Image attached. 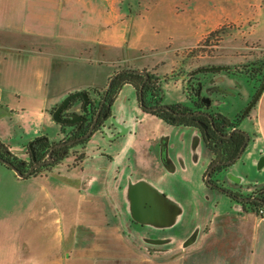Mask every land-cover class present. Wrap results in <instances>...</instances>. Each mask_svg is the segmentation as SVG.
I'll use <instances>...</instances> for the list:
<instances>
[{
    "label": "crops",
    "instance_id": "obj_1",
    "mask_svg": "<svg viewBox=\"0 0 264 264\" xmlns=\"http://www.w3.org/2000/svg\"><path fill=\"white\" fill-rule=\"evenodd\" d=\"M258 1L248 0L249 7L236 10L176 7L177 0H0V140L28 162L31 141L44 136L49 143L59 142L67 136L66 123L57 122L53 112L71 93L100 89L133 53L198 39L228 19L257 11ZM164 2L166 7H158ZM176 92L163 90V103L184 102V94ZM251 103L239 126L249 139L240 156L216 175L241 193L264 187V87ZM73 107L76 115L84 111L83 104ZM109 121L117 137L107 140L95 132L84 144L79 168L59 171L56 166L47 174L20 178L0 165V189H17L15 195L0 192V264H76L85 259L73 254L76 231L104 216L94 212L98 201L92 188L99 186L103 172L120 171L129 173L124 184L130 186L131 208L132 189L141 183L154 211L138 215L164 228L193 218L169 193L173 182L196 184L198 196L192 200L214 195L208 216L200 215L201 224L210 219L211 232L231 237L232 260L246 249L243 264H264V219L206 186L204 174L213 156L197 128L172 126L144 112L129 83L116 95ZM114 181L121 188L122 182ZM224 217L226 227L218 222Z\"/></svg>",
    "mask_w": 264,
    "mask_h": 264
},
{
    "label": "rangeland",
    "instance_id": "obj_2",
    "mask_svg": "<svg viewBox=\"0 0 264 264\" xmlns=\"http://www.w3.org/2000/svg\"><path fill=\"white\" fill-rule=\"evenodd\" d=\"M247 2L248 0H177L176 7H235L238 10L236 7H249ZM256 2L255 7L261 8L251 11L246 17L220 23L210 31H216L213 35L207 32L195 40L170 43L152 51L135 52L131 59L121 62L116 71L138 69L153 73L158 77L161 98L162 91L166 93L169 87L176 93L184 94L185 100L182 103L189 108H194L198 97H203V101L208 98L209 102L204 101L207 104L205 109L228 124L251 108L250 104L257 92L264 87V0ZM158 5L166 7L167 4L164 2ZM154 69L159 70L153 72ZM77 109L80 110L79 107ZM69 110L75 111V108L72 106ZM109 120L103 124L108 137L114 131ZM73 129L67 127V136L71 135ZM108 137L104 138L112 140ZM83 147H71L60 165L40 169L34 176L47 174L56 166L59 171L79 168L84 158ZM125 173L103 172L102 177L99 176V186L92 188L98 201L94 212L105 218L101 216V219L92 220L90 226L82 225L77 229L73 254L86 258H81L76 264H147V261L155 264L234 263V259L228 255L231 237L220 235L219 231L211 232L215 228L210 219L201 224L200 215L208 216L214 195L199 194V197L195 196L196 200H192L190 197L195 193L198 196L196 184L183 187L178 181L173 182L169 193L180 207L186 208V216L193 214V218L182 219L174 227L164 228L135 216L131 208L129 183L124 184L129 173ZM140 173L145 174L142 171ZM216 175L213 180L220 182ZM114 178L119 179V186L122 182L121 188L114 184ZM3 190L6 195L17 193L14 185L4 186L0 189L1 194ZM256 190L257 188L249 193ZM184 193H188L189 197H184ZM62 197L64 195H60L61 199ZM76 202L75 199V206ZM225 219L218 220L223 227H226ZM200 225L203 229H200ZM198 230L199 233L202 230V235L197 236ZM45 238L41 237V241ZM219 240H222L219 244L212 245ZM246 251L241 250V258L234 260L237 261L236 264H243L242 256L246 260Z\"/></svg>",
    "mask_w": 264,
    "mask_h": 264
},
{
    "label": "trees",
    "instance_id": "obj_3",
    "mask_svg": "<svg viewBox=\"0 0 264 264\" xmlns=\"http://www.w3.org/2000/svg\"><path fill=\"white\" fill-rule=\"evenodd\" d=\"M216 31L210 32V35H213ZM148 77L145 79V76L142 74L134 73V72H122L112 81L111 87L107 92L105 97V101L100 111V116L95 124V128L93 133L84 139H80L75 141L70 145H62L56 147L52 150L51 153V162L40 167L35 168L30 176H34L40 169L50 168L57 164H59L64 158L68 156L69 149L76 145L86 144L92 135L99 131L102 125L111 118L112 116V107L121 87L129 83L136 89L139 100V93H142V98L144 104L146 106L155 107L152 110L145 109L144 105H140V108L147 113H151L164 122L172 125V126H183V127H196L198 128V122H201L206 126L205 131L207 133V137H204V142L207 148L212 153L214 161H227L224 165L215 166L211 172V188H215L220 190L223 194H225L231 200L238 202L243 210H251L254 213H258L259 209H263L264 211V187L258 188L256 191H253L249 194H243L238 191L230 190L223 184H220L213 180V177L224 171L230 164H232L240 151V147L245 140V136L237 131L239 129L241 120L244 116H246L247 112L244 113L241 117H237L234 121L226 124V121H220L216 119L218 123H214L215 130H212L208 125L207 118L200 114V111L207 110L205 109L207 104L203 101V97H198V101H195L194 108H189L185 103H170L167 104L170 109H166L162 105V98L160 97V84L158 83V77L153 73L147 71ZM143 86L140 90L141 84ZM106 90V85L100 89L91 88L88 90H82L86 92L89 96L87 103V112L84 115L80 116L79 121H75L73 123L63 124L67 127L75 128L79 126V130L68 136L59 142L68 141L71 139H76L87 132L89 129L94 116L100 106L102 96ZM94 95H92V93ZM253 98V97H252ZM77 103L83 104L84 101L81 96H75L70 99L67 108L74 106ZM140 104V101H139ZM229 127V129H227ZM217 130V132H216ZM58 142L49 143L46 137H38L31 141L27 147L28 154L30 156L29 162L23 161L16 157L9 148L0 140V164L6 166L3 161H9L14 164L17 168L22 171H25L28 166H30L34 162H41L46 160L49 151L56 145ZM7 167V166H6ZM9 168V167H7ZM10 169V168H9ZM29 176V177H30ZM28 178V177H27ZM206 184V182H205ZM207 186V185H206ZM248 196L251 199L244 201H237L235 198L237 196Z\"/></svg>",
    "mask_w": 264,
    "mask_h": 264
},
{
    "label": "water",
    "instance_id": "obj_4",
    "mask_svg": "<svg viewBox=\"0 0 264 264\" xmlns=\"http://www.w3.org/2000/svg\"><path fill=\"white\" fill-rule=\"evenodd\" d=\"M125 71H128V72H134V73H138V74H142L145 76V79L144 81L146 80V78L148 77V74L146 71L144 70H138V69H123V70H119V71H116L113 75L110 76L109 80H108V83L106 85V90L104 92V95L102 96V99H101V103H100V106L94 116V119L89 127V129L87 130V132L85 134H83L82 136L76 138V139H71V140H68V141H62V142H58L56 145H54V147L49 151L48 155H47V159L44 160V161H41V162H34L32 163L27 170L25 171H22L20 170L19 168H17L14 164H12L11 162L9 161H3L2 162L7 166L9 167L10 169H12L15 174L20 177V178H27L30 176V174L32 173V171L37 168V167H40L42 165H45L47 163H50L51 162V153H52V150L56 147H59V146H62V145H70V144H73L75 141L77 140H80V139H84V138H88L94 131V128H95V124L100 116V111H101V108L103 106V103L105 101V97L107 95V92L108 90L110 89L111 87V84H112V81L116 78V76H118L120 73L122 72H125ZM143 86V83L141 84V87H140V90ZM260 91V90H259ZM260 93V92H259ZM257 92L256 96L254 97V100L256 99V97L258 96L259 94ZM75 96H81L84 103H83V109L85 112H87V103H88V94L84 91H75L73 93H71L62 103L61 105H59L53 112V118L57 121V122H61V123H73L75 121H79L81 118L80 117H71L69 119H66V118H63L61 116V112L64 108L67 107V105L69 104V101L71 98L75 97ZM139 101H140V105H144L145 106V109L147 110H152L154 109L155 107H149V106H146L144 104V101H143V98H142V93L140 92L139 93ZM205 101L206 102H209V99L208 98H205ZM252 105V103L250 104V106ZM164 108L166 109H170V107L168 105H165ZM201 113V112H200ZM81 116V115H80ZM210 120L213 121L212 117H210ZM212 125H213V122H212ZM237 131L241 132L244 136H245V140L243 142V144L241 145L240 147V151L236 157V159L240 156V154L242 153V150L244 149L249 137H248V134L243 131L242 129H237ZM224 162H216L214 163L213 165H211L208 170L206 171V174H205V177H204V181L207 183V185H212V182L210 181V177H211V172L213 170V168L217 165V164H223ZM243 199H251L250 197H237V200L238 201H242ZM132 210L135 214V216L139 219V220H142L144 221V218L140 217V212L139 211H144V210H149V211H154V208H153V205L151 203V200H150V197L146 191V188L144 187L143 184H138L136 185L133 189H132Z\"/></svg>",
    "mask_w": 264,
    "mask_h": 264
},
{
    "label": "flooded vegetation",
    "instance_id": "obj_5",
    "mask_svg": "<svg viewBox=\"0 0 264 264\" xmlns=\"http://www.w3.org/2000/svg\"><path fill=\"white\" fill-rule=\"evenodd\" d=\"M205 101V100H204ZM162 105H163V107L165 106V105H167V104H164V103H162ZM149 107H151V106H149ZM154 107V106H153ZM63 112L61 113V116L63 117V118H65V112H64V109L62 110ZM201 113L200 114H203L206 118H207V120H208V125H209V127L212 129V130H215V125H214V123H218V121H216V117L213 115V114H211L208 110H202V111H200ZM210 117H212V119H213V121H211L210 120ZM66 119H69L68 117L66 118ZM212 122H213V125H212ZM67 124V123H66ZM194 128H196V127H194ZM205 128H206V126L204 125V124H202L201 122H198V131L201 133V135H202V137H203V139H204V137H207V133H206V131H205ZM79 130V126H76L74 129H73V131H72V133H71V135H73V134H75L77 131ZM216 132H217V130H216ZM113 133H116L115 131H113ZM117 134V133H116ZM70 135V136H71ZM68 137V136H67ZM47 159V158H46ZM212 159H213V157H212ZM211 162H212V160H211ZM210 162V165H209V167L211 166V165H213L214 163H216V162H218V163H220V162H224L222 165H224L225 163H227V161H214L213 163H211ZM218 165H221V164H217L216 166H218ZM231 165V164H230ZM229 165V166H230ZM208 167V168H209ZM205 177V176H204ZM210 181H211V178H210ZM205 182V181H204ZM218 183H220V182H218ZM220 184H222V183H220ZM206 185H207V183H206ZM208 187H210L211 188V186H209V185H207ZM212 189H215V188H212ZM228 189H230V188H228ZM218 190V189H217ZM230 190H232V189H230ZM235 191V190H234ZM239 192V191H238ZM241 193V192H240ZM237 197H243V198H245V197H248V196H243V195H240V196H237ZM237 197L235 198L236 200H237ZM244 200H246V199H243L242 201H244ZM238 201V200H237ZM241 202V201H240Z\"/></svg>",
    "mask_w": 264,
    "mask_h": 264
},
{
    "label": "built area",
    "instance_id": "obj_6",
    "mask_svg": "<svg viewBox=\"0 0 264 264\" xmlns=\"http://www.w3.org/2000/svg\"><path fill=\"white\" fill-rule=\"evenodd\" d=\"M64 112H65V118H67V117L68 118H71L73 116L80 117V115H84L86 113L85 111H83V112H81V113H79V114L76 115V114L73 113V111H70L69 108H67V107L64 108ZM105 129H106V126L102 125V127L100 128V131L102 130L103 137H108L107 136V132L105 131ZM116 137H117L116 133H112V134H110V137H108V138L109 139H115ZM257 215H258V217L260 219H264V211H263V209H259V212L257 213Z\"/></svg>",
    "mask_w": 264,
    "mask_h": 264
}]
</instances>
